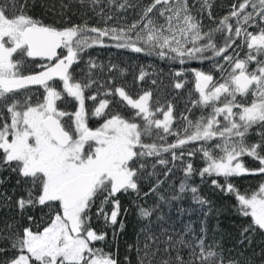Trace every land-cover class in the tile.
Instances as JSON below:
<instances>
[{
	"label": "snow or ice",
	"instance_id": "6c2138e0",
	"mask_svg": "<svg viewBox=\"0 0 264 264\" xmlns=\"http://www.w3.org/2000/svg\"><path fill=\"white\" fill-rule=\"evenodd\" d=\"M250 3L259 20L264 21V0H259V8L253 0H243L238 8L233 6L230 14L220 20L216 29L203 34L201 24L190 14L187 0H173L172 3L170 0H153L140 21L126 29L89 28L86 25L58 29L44 25L22 11L17 14L16 0H12L11 7L7 3L0 4V102L5 103L10 117V122L5 120L0 124V152L5 163L16 162L22 176L31 177L33 184L39 183L37 202L40 205L47 202L59 205L56 215L43 231L33 232L30 228H24L23 234L17 235L12 247L18 255L7 261V264H118L111 255L90 246L93 241L103 240L104 235H98L89 226L86 213L98 193L108 192L102 202L107 203L121 190H137L138 169L133 165L139 157L157 155L160 151L174 150L192 141H208L219 136L223 144H217L216 147L223 155L216 157L205 150L203 154L207 167L201 175L214 173L226 179L248 173L264 175V155L259 154L257 145L248 147L244 142L245 134L253 125H264V66L252 73L247 71L249 62L256 61L258 55H264V26L259 27L258 32L235 27V35H243V43L247 45L249 53L244 59L237 56L234 63L233 57L223 56L225 61L232 63V71L223 83H217L211 74L194 70L196 89L200 96L199 101L194 103L211 106L212 113L195 123L189 120L183 129V137L180 132H176V142L164 148L155 143H143L142 137L150 136L153 127L171 133L173 117L170 105L167 111H163L162 120L155 119V113L161 112L162 108H156L155 112L151 110L150 92L133 99L124 88L118 87L115 92L128 106L137 110L135 115L143 118V125L117 114L105 120L100 127L92 129L86 122L84 95V90L90 85L75 81L70 71L78 54L91 46L88 44L89 38L92 43H100V38L109 35L117 41L116 47L143 52L145 48L138 46L142 42L149 50L158 48L157 54L162 58L175 53L171 58H179L181 63H184L185 57L205 59L203 53L208 50L213 56H220L231 47L233 37L229 35L225 45L218 48L213 41V34L224 32L225 29L231 33L233 25L229 21L232 17L237 18V24L255 22L253 13H245ZM161 4L164 7L160 9V15L166 16V26L158 25L149 15ZM141 21L143 26L137 30ZM86 33H95L96 36L86 37ZM205 39L207 43L197 46ZM188 43L192 46L185 47ZM58 49H66L67 55L61 57ZM17 55L55 60L40 65L43 68L41 71L24 75L21 71L22 60L16 59ZM144 76L145 73L141 72L140 79ZM56 78L62 82L63 92L78 102L74 113L58 108L57 101L62 99V92L53 83ZM30 85L43 87V102L33 105L30 99L23 103L15 99L19 92L27 90ZM175 87L180 88L182 84L177 83ZM250 92L253 96L250 104L236 103L237 94L245 96ZM221 97L226 102L223 106H216ZM9 99L12 100L10 104L7 103ZM88 99L95 100L96 97ZM108 105V100H100L92 115L101 116ZM221 115L226 122L223 125L217 119ZM64 117H68L70 122H66ZM205 119L206 123L203 122ZM233 137L238 139L233 140ZM244 155L258 160L260 167L247 168L240 162ZM173 156L175 158V152ZM192 170V165L188 164L186 172L191 173ZM212 183L217 184V181L213 180ZM227 191H234L231 183H227ZM192 192L196 193V189L193 188ZM237 199L242 215L250 216L252 226L264 230V183L250 196L238 194ZM200 202L204 203L202 200ZM31 204V192L29 199L21 198L18 201L21 209ZM99 211L103 214V207ZM119 211V201L114 200L110 215L113 224L117 222ZM139 212L143 217L151 215L150 210L145 208H140ZM105 219L109 217L105 215ZM200 247L203 249V241ZM213 255L208 252L203 259ZM177 260L179 264H184L179 257ZM164 264H168V261Z\"/></svg>",
	"mask_w": 264,
	"mask_h": 264
},
{
	"label": "trees",
	"instance_id": "16d2710c",
	"mask_svg": "<svg viewBox=\"0 0 264 264\" xmlns=\"http://www.w3.org/2000/svg\"><path fill=\"white\" fill-rule=\"evenodd\" d=\"M242 2L207 0L205 4V0H187V5L190 14L201 24L203 34L216 29L220 20L230 14L233 6L238 8ZM253 2L259 8V0ZM5 3L11 7L12 0H0V4ZM152 3L153 0H16L17 14L22 11L44 25L58 29L72 25L126 29L140 21L145 9ZM163 7V4L158 5L149 15L158 25L166 26V16L160 15ZM245 13H253L255 22L237 24V18L232 17L229 21L233 25L231 33L225 29L224 32L213 34V41L218 48L225 45L229 35L233 37L231 47L225 53L213 56L208 50L203 53L205 59L185 57L184 63L179 58H171L175 53L162 58L157 54L158 48L149 50L142 42L138 46L144 47L145 51L134 52L130 48L116 47L117 41L111 35L100 38V43H92L89 38L88 44L91 46L78 54V59L70 68L75 81L90 85L84 90L88 126L96 129L117 114L143 125V118L135 115L137 110L128 106L115 92L116 88L122 87L133 99L150 92L151 110L155 112L156 108H162L161 112L155 113V119L163 117V111H167L169 105L172 108L171 133L153 127L150 136L142 137L143 143H155L164 148L176 142V132H180L182 138L183 129L189 120L195 123L212 113L211 106L194 103L200 99L194 70L211 74L217 83H223L232 71V63L237 56L244 59L249 53L247 45L243 43V35H235V27L258 32L259 27L264 26V21H260L253 12L251 3ZM142 26L143 21L137 30ZM85 36L94 37L96 34L86 33ZM204 43H207L206 39L197 46ZM191 46V43L185 45ZM59 55H67V50L61 49ZM224 55L233 57L232 63L225 61ZM15 58L22 60L21 71L24 75L34 74L43 69L40 65H46L43 61L26 56L17 55ZM260 66H264V55H258L256 61L249 62L247 71L252 73ZM141 72L145 73L143 79H140ZM178 72L180 75H177ZM53 83L62 92V99L57 101L58 108L74 113L78 102L63 92L61 81ZM177 83H181L182 87H175ZM44 95L43 87H30L19 92L15 99L21 103L30 99L35 105L43 102ZM92 96L96 99H88ZM102 99L109 101L104 114L99 117L92 115ZM252 99L251 92L245 96L237 94L236 103L250 104ZM11 102V99L7 101L8 104ZM224 102L225 98L221 97L216 106H223ZM0 114V124L5 120L10 122L4 102H0ZM63 119L70 122L68 117ZM217 119L222 125L226 123L222 115ZM235 119L238 120V117ZM203 122L206 123V119ZM244 142L248 147L257 145L259 154L264 155V125H253L245 134ZM217 144H223L219 136L208 141H192L174 150L160 151L157 155L139 157L133 165L138 169L137 190H121L107 203H102L108 195L107 191L98 193L94 198L86 216L89 226L98 235H104V239L93 241L90 246L111 255L118 264H164L165 261L179 264L177 257L184 264H264V230L252 226L250 216L242 215L237 199L238 194L250 196L256 192L260 184L264 183V175L248 173L227 179L214 173L201 175L207 167L203 154L205 150L216 157L223 155ZM190 152L193 154L189 155ZM240 162L249 169L260 167L259 161L248 155L242 156ZM188 164L192 165L191 173L186 172ZM213 180L217 184H213ZM227 183L233 185L234 191H227ZM193 188L196 193L192 192ZM30 192L33 204L21 209L18 201L21 198L29 199ZM39 195V183L33 184L31 177L22 176L16 162L5 163L0 152V264H7V261L18 255L12 245L17 235L23 234L24 228H30L33 232L42 231L59 210L56 202L40 205L37 202ZM114 200L120 204L115 224L110 220ZM101 207L103 214L99 211ZM140 208L150 210L151 215L141 216ZM105 215L109 219L106 220ZM201 241L203 249L200 247ZM208 252L214 255L204 260Z\"/></svg>",
	"mask_w": 264,
	"mask_h": 264
},
{
	"label": "water",
	"instance_id": "95a60500",
	"mask_svg": "<svg viewBox=\"0 0 264 264\" xmlns=\"http://www.w3.org/2000/svg\"><path fill=\"white\" fill-rule=\"evenodd\" d=\"M60 50L61 49L57 50L58 54H59ZM29 58L32 59V60H40V61L48 62V64L53 63L54 60H55V58H53V61H48L46 58H40V57H34V58L33 57H29ZM41 70H43V69H41ZM54 81H60V80L58 78H56ZM30 87H41V86H39V85H30L28 88H30Z\"/></svg>",
	"mask_w": 264,
	"mask_h": 264
},
{
	"label": "rangeland",
	"instance_id": "374dc122",
	"mask_svg": "<svg viewBox=\"0 0 264 264\" xmlns=\"http://www.w3.org/2000/svg\"><path fill=\"white\" fill-rule=\"evenodd\" d=\"M29 59H30V58H29ZM43 62H44V61H43ZM44 63L48 64V62H44ZM154 118H155V117H154ZM158 119H161V120H162L163 117L160 116ZM103 123H104V122H103ZM99 127H100V126H99ZM42 231H43V230H42Z\"/></svg>",
	"mask_w": 264,
	"mask_h": 264
}]
</instances>
